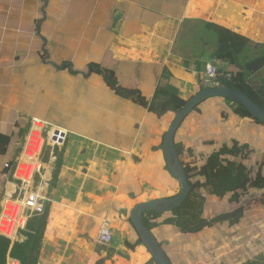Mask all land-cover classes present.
<instances>
[{"label": "crops", "instance_id": "crops-1", "mask_svg": "<svg viewBox=\"0 0 264 264\" xmlns=\"http://www.w3.org/2000/svg\"><path fill=\"white\" fill-rule=\"evenodd\" d=\"M217 27L264 43V0H0V169L20 155L31 118L51 129L36 264L151 260L144 243L126 244L140 237L130 211L180 190L164 150L175 113L151 105L159 86L175 87L185 100L200 91L199 66L210 58L197 55L218 47ZM217 98L186 117L177 141L195 151L194 167L204 166L218 143L238 141L250 147L255 159L248 164L258 174L264 125L239 118ZM6 188L0 178V210ZM217 202L231 205L213 196L208 218L225 212L213 207ZM104 219L111 222L113 250L97 241ZM244 219L192 234L168 224L152 232L172 264H241L264 247V222L257 220L250 236L251 221ZM21 233L16 241H24ZM11 249L6 264H20Z\"/></svg>", "mask_w": 264, "mask_h": 264}, {"label": "trees", "instance_id": "trees-1", "mask_svg": "<svg viewBox=\"0 0 264 264\" xmlns=\"http://www.w3.org/2000/svg\"><path fill=\"white\" fill-rule=\"evenodd\" d=\"M217 30L220 31L218 34V47L210 56L204 52H200L197 57L203 58L207 56L220 69L234 67L235 69L232 70L233 79L231 81L221 79L219 86L233 88L244 93L264 110V43L252 41L248 37L237 33H230L218 27ZM179 43H181L180 40H178ZM204 88L202 84L200 90ZM220 99L226 100L232 106L233 113L239 118L250 119L264 125L261 120L242 104L225 98ZM187 101L180 96L175 87L169 85L159 86L156 89L151 109L160 114L168 112L176 114L186 105ZM205 102L196 106L192 112H201L202 104ZM222 114L224 117L228 116L225 111H222ZM177 132L175 135V147L186 169L191 191L183 204L170 212L159 213L149 211L145 213L144 222L151 231L155 226L165 224L174 225L185 234L198 233L205 228L226 221L232 227L240 223L239 219L242 213L247 211L245 201L255 191L258 193L259 191L262 192V196H259L255 206L261 207L264 205V173L258 177L254 172L255 167H249L248 162L252 160L250 147L238 141L218 143L208 153V157L206 158L207 163L202 167H194L191 159L194 156L198 157L194 150L190 147L186 149L184 144L177 141ZM1 139L2 137H0ZM205 168L208 169L209 175L202 182L196 179V177L199 174V170L202 169L201 171H204ZM213 196L220 198V201L239 204L240 208L237 210H227L208 218L205 207ZM46 218L47 211L41 214L40 218H31L26 229L21 233L25 238L24 241H15L13 244L10 255L20 261V264H36V259L33 255L41 248ZM151 218H154L155 221L151 222L149 220ZM139 243H143L141 237L134 243L126 241L127 246L131 249H134ZM9 245V239L0 240V261H2V264H6L5 258ZM260 248L257 250L258 255L255 258L247 259L241 264H264V247ZM147 264L158 263L152 256Z\"/></svg>", "mask_w": 264, "mask_h": 264}, {"label": "built area", "instance_id": "built-area-1", "mask_svg": "<svg viewBox=\"0 0 264 264\" xmlns=\"http://www.w3.org/2000/svg\"><path fill=\"white\" fill-rule=\"evenodd\" d=\"M198 73L205 88L217 87L221 79L231 81L234 76L233 71L220 69L212 60L202 62ZM50 131L47 122L37 117L31 118L20 155L14 163H5L0 169V178H4L9 186L5 190L0 210V235L10 241H16L26 229L29 220L45 210L47 197L44 190L47 184L42 179L45 167L43 157ZM59 135L60 131L56 138ZM97 241L105 246L114 243L110 220H103Z\"/></svg>", "mask_w": 264, "mask_h": 264}, {"label": "water", "instance_id": "water-1", "mask_svg": "<svg viewBox=\"0 0 264 264\" xmlns=\"http://www.w3.org/2000/svg\"><path fill=\"white\" fill-rule=\"evenodd\" d=\"M225 98L242 104L247 107L259 120L264 123V110L255 104L244 93L224 86L204 88L198 93L188 99L186 105L178 111L165 135L164 150L167 158V163L170 172L178 180L180 184V190L177 195L173 197H165L155 199L147 202L137 204L130 211V218L138 231L143 243L148 247L150 253L155 258L158 264H172L165 253L164 249L160 245L154 233L146 226L144 222V214L149 211H156L159 213H167L173 209L181 206L190 194L191 187L187 176L186 169L182 163L180 156L177 153L175 147V135L186 117L193 111V109L212 98ZM58 131L55 132L54 139ZM110 250L114 248L110 247Z\"/></svg>", "mask_w": 264, "mask_h": 264}, {"label": "rangeland", "instance_id": "rangeland-1", "mask_svg": "<svg viewBox=\"0 0 264 264\" xmlns=\"http://www.w3.org/2000/svg\"><path fill=\"white\" fill-rule=\"evenodd\" d=\"M216 99H218V98H216ZM48 146V145H47ZM47 150H48V147H46L45 148V152L44 153H46L47 152ZM45 156V155H44ZM251 156H252V153H251ZM208 157V153H206L205 154V158H207ZM252 158H254L255 159V156L254 157H252ZM257 168L259 169V171H258V174H257V172H256V170L254 171L255 173H256V175H258V177L261 175V174H263L264 173V166H263V164H261V166L260 165H258L257 166ZM202 169H200L199 170V174H198V176L196 177V179H198V180H200V181H202V182H204L205 181V179L208 177V175H209V171H208V169L207 168H205V170L204 171H201ZM201 171V172H200ZM261 191H259V193L258 192H252V194L253 195H251L246 201H245V203H246V206H247V211H251V214H247V213H245V212H243L242 213V216H241V224H243L244 223V221H245V217L249 220V221H251V223H249L250 225H251V228H252V231L249 233L250 234V236H253V233L254 232H257L256 230H258V226H259V223L257 222V220H260V221H263L264 222V214H262V212H260V211H258L257 210V206H255V204H256V201H257V199L259 198V196L261 197L262 195H261ZM263 196H264V194H263ZM213 207H216L217 208V210H220V211H226L227 209H232V210H237V209H239L240 208V205L239 204H231V205H229V204H226V203H224V204H221V202H217V203H215L214 204V206ZM215 208V209H216ZM214 209V208H213ZM263 209V210H262ZM259 210H262V211H264V205H262L261 207H259ZM246 215V216H245ZM244 217V218H243ZM242 218H243V221H242ZM258 225H257V224ZM254 231V232H253ZM260 237V236H259ZM257 238H255V240H256ZM15 242H13V241H11L10 242V244L13 246V244H14ZM261 249V248H260ZM237 255H239V254H237ZM245 257H247V256H245ZM6 262H7V259H6ZM0 264H2V261H0Z\"/></svg>", "mask_w": 264, "mask_h": 264}]
</instances>
